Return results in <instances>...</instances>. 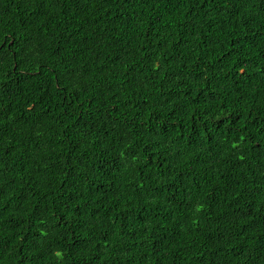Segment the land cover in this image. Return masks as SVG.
I'll use <instances>...</instances> for the list:
<instances>
[{"label":"trees","instance_id":"1","mask_svg":"<svg viewBox=\"0 0 264 264\" xmlns=\"http://www.w3.org/2000/svg\"><path fill=\"white\" fill-rule=\"evenodd\" d=\"M0 264H264V0H0Z\"/></svg>","mask_w":264,"mask_h":264}]
</instances>
